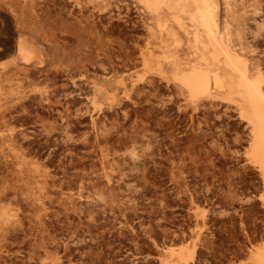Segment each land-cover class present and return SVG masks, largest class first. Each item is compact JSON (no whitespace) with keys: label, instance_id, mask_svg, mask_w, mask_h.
Segmentation results:
<instances>
[{"label":"rangeland","instance_id":"1","mask_svg":"<svg viewBox=\"0 0 264 264\" xmlns=\"http://www.w3.org/2000/svg\"><path fill=\"white\" fill-rule=\"evenodd\" d=\"M89 2L40 0L36 30L27 32L46 51L47 72L32 69L22 86L26 109L0 117V140L20 133L21 143L0 141V188L20 175L41 202L32 208L25 192L18 205L4 203L21 226L0 244V264H159L165 245L182 249L186 264L244 259L264 240L245 121L220 99L186 100L168 67L159 74L144 66L139 49L149 38L135 6ZM11 13L0 2L8 34ZM262 28L246 32L264 74ZM118 40L125 60L116 56ZM11 58L0 48V63ZM107 72L120 87L110 94L99 79ZM40 94L51 102L37 103Z\"/></svg>","mask_w":264,"mask_h":264},{"label":"bare ground","instance_id":"2","mask_svg":"<svg viewBox=\"0 0 264 264\" xmlns=\"http://www.w3.org/2000/svg\"><path fill=\"white\" fill-rule=\"evenodd\" d=\"M39 1L0 0L12 12L11 17L15 23V28H11L10 34L6 26L0 27V48L12 54L9 61L0 63V84L9 86L6 92H0L1 105L4 104L5 94L9 99L5 102V105L7 104L4 105L5 107L1 106L3 109L0 113L1 119L6 121L12 117L14 112L23 111L27 107L22 92L23 84L31 82L35 74L45 73L46 75L47 72L49 58L47 59L46 51L44 52L37 40L27 33L34 32L38 25ZM261 1L90 0L101 8H106L111 3L125 4L128 7L130 3L135 6L138 13L141 12L140 15L144 14L143 27L149 39L147 41L144 39L146 43L141 47L140 43L138 45L141 61L144 66L152 68L153 71L155 69L159 74H163L164 67H168L170 77L186 100L194 103L201 99L209 101L220 99L238 111V115L245 121L248 130L246 155L257 166L260 173L262 183L260 199L264 206V74L259 55L252 44L255 36L253 34L249 36L246 32L247 27L260 30L264 24V17L260 11ZM25 28L28 30L26 33ZM117 46L116 56L122 60L129 58L125 51L124 41L118 40ZM105 55L110 58L108 52ZM32 69H36L37 73ZM111 77L109 73H103L99 77L102 84L109 86V94L120 88L119 81L114 82ZM36 98L39 104L51 102L49 96L42 94ZM19 135L20 133H9L7 136H1L2 143L20 149ZM16 177L13 186L10 184V188H0L1 245L21 226L18 214L12 213L4 203L18 205L25 192L29 195L25 193L27 196L25 199L33 206L35 205L31 206L32 208L39 207L41 202L40 197L33 194L35 187L24 183L22 176L17 175ZM105 179L109 183L110 175L105 174ZM104 184H106L105 181ZM195 208L197 209L198 206L195 205ZM20 211L18 213H21ZM1 255L0 249V257ZM158 256L159 264H186L185 259H187L182 249L175 251L169 245L160 247ZM234 264H264V240L252 245L248 256Z\"/></svg>","mask_w":264,"mask_h":264}]
</instances>
